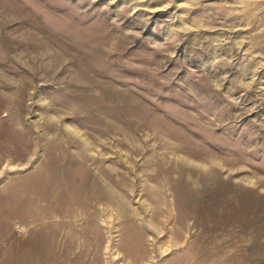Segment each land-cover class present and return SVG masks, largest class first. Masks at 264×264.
I'll return each mask as SVG.
<instances>
[{"label": "rangeland", "instance_id": "rangeland-1", "mask_svg": "<svg viewBox=\"0 0 264 264\" xmlns=\"http://www.w3.org/2000/svg\"><path fill=\"white\" fill-rule=\"evenodd\" d=\"M0 264H264V0H0Z\"/></svg>", "mask_w": 264, "mask_h": 264}]
</instances>
